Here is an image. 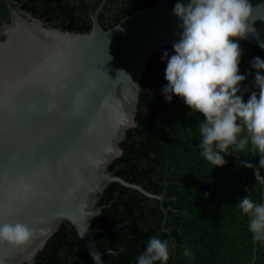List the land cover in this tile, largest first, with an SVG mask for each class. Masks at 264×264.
<instances>
[{
	"label": "water",
	"instance_id": "obj_1",
	"mask_svg": "<svg viewBox=\"0 0 264 264\" xmlns=\"http://www.w3.org/2000/svg\"><path fill=\"white\" fill-rule=\"evenodd\" d=\"M106 1L88 32L49 26L11 5L9 21L0 25V224L33 230L23 246L0 243V264H33L64 224L76 228L94 264H106L92 219L112 182L160 200L166 219L165 192H150L109 166L137 125L148 59L180 38L178 0L135 8L104 29L99 14ZM251 7L249 31L233 38L250 64L244 43L264 44V0ZM257 249L254 240L251 264Z\"/></svg>",
	"mask_w": 264,
	"mask_h": 264
},
{
	"label": "trees",
	"instance_id": "obj_2",
	"mask_svg": "<svg viewBox=\"0 0 264 264\" xmlns=\"http://www.w3.org/2000/svg\"><path fill=\"white\" fill-rule=\"evenodd\" d=\"M160 1L107 0L99 19L103 28L108 29L135 8H145ZM260 1L249 0V3ZM10 2L23 11L47 18L44 14H93L101 0ZM5 14H9V9L5 0H0V25L9 21L8 17L3 18ZM88 21L91 22L90 16ZM63 29L88 32L91 23L81 29ZM244 49L250 61L257 56L264 60V48L245 42ZM164 51L174 54L173 44L164 46L148 59L141 82L137 125L127 130L121 142L124 152L109 169L150 192H165L166 219L160 200L112 182L100 194L101 214L92 219L97 243L105 253L106 264H137L152 237L169 241L168 264H251L254 237L248 227L250 218L237 205L248 192L254 202L262 203L264 168L259 169L261 180H256L254 168L237 163L247 160L259 168L260 156L251 151L250 146L240 152L230 148L223 166H213L202 156L198 122L204 117L192 111L180 97L173 95L169 103L162 93L167 84V64L161 59ZM239 69V74L247 76L241 83L242 90L247 89L243 91L247 101L251 92L257 90L254 85L256 70L243 54ZM260 74L264 75V70ZM185 247L191 249L194 259L183 255ZM33 264L94 262L76 228L64 224L37 254ZM253 264H264V242H258Z\"/></svg>",
	"mask_w": 264,
	"mask_h": 264
},
{
	"label": "clouds",
	"instance_id": "obj_3",
	"mask_svg": "<svg viewBox=\"0 0 264 264\" xmlns=\"http://www.w3.org/2000/svg\"><path fill=\"white\" fill-rule=\"evenodd\" d=\"M252 7L249 0H188L175 4L173 14L179 18V40L173 44L174 54L164 51L167 84L162 93L171 103L173 95L180 97L192 111L204 119L198 122L202 156L213 166L227 163L225 156L233 152L251 151L260 156L259 168L247 160L238 166L255 169L256 180H261L264 168V60L255 57L251 68L256 70L254 85L247 101L243 98L239 64L242 55L239 43L249 31ZM264 47V44L261 45ZM221 153H225L222 155ZM264 182V181H261ZM207 196L208 193H205ZM237 207L249 216V231L254 240L264 242V205L251 199V193L240 199ZM33 230L24 223L0 224V243L13 247L26 244ZM183 255L194 259L191 249ZM168 240L152 237L137 264H168Z\"/></svg>",
	"mask_w": 264,
	"mask_h": 264
},
{
	"label": "flooded vegetation",
	"instance_id": "obj_4",
	"mask_svg": "<svg viewBox=\"0 0 264 264\" xmlns=\"http://www.w3.org/2000/svg\"><path fill=\"white\" fill-rule=\"evenodd\" d=\"M5 4H6L7 8L9 9V14H5V16L3 18L8 17L10 19V16H11L10 5L11 6H13V5L11 4L10 0H5ZM13 7H16L19 9L18 6H13ZM26 13H29V12H26ZM32 15L41 19L42 21H44L49 26H56V27L62 28V29H63V27H68V28L72 27L75 30L81 29L85 25H89L90 23H91V27H92V16H93V14H75L76 16L75 15L72 16V14H44L45 17L48 18V16H50L51 19L36 16L34 14H32ZM88 16H90L91 22H89V21L87 22ZM74 20H75V22H73Z\"/></svg>",
	"mask_w": 264,
	"mask_h": 264
}]
</instances>
